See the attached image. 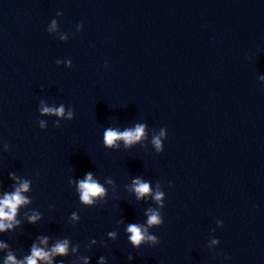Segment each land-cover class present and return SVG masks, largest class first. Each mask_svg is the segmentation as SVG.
Returning a JSON list of instances; mask_svg holds the SVG:
<instances>
[{"label": "water", "instance_id": "95a60500", "mask_svg": "<svg viewBox=\"0 0 264 264\" xmlns=\"http://www.w3.org/2000/svg\"><path fill=\"white\" fill-rule=\"evenodd\" d=\"M137 124L130 148L103 145ZM89 171L106 189L92 206L69 183ZM9 173L30 203L0 232V264L64 239L52 264H264V0H0V198ZM136 177L164 193L160 243L138 249L125 226L159 205L136 200Z\"/></svg>", "mask_w": 264, "mask_h": 264}, {"label": "clouds", "instance_id": "9594fccd", "mask_svg": "<svg viewBox=\"0 0 264 264\" xmlns=\"http://www.w3.org/2000/svg\"><path fill=\"white\" fill-rule=\"evenodd\" d=\"M56 22L53 21L52 28L55 29ZM58 64L59 61H56ZM42 115H54L63 118L65 116V108L63 105L60 107H48L42 106L40 109ZM67 119L69 121L74 119L73 111L69 110L67 112ZM55 127H60L59 121L54 122ZM39 127L41 130L45 129V122L40 121ZM145 124H137L134 128H126L120 131L116 128H106L103 132V145L109 149H115L119 147L118 141H122L125 147L130 148L132 145L141 141L142 138H146ZM165 136V131L162 129L159 136H154L151 143L154 145L157 153H161L164 150V144L162 143L161 137ZM9 177L12 180L18 182V186L13 192H6L3 197L0 198V232L10 230L15 225H19V221L16 220L18 208L30 203L28 197L24 193L28 192L30 189V181L27 179L20 180L15 173H9ZM75 183L76 190L79 194V201L86 205L92 206L97 202V199H103L106 196V189L102 183L94 178L91 171L84 175L83 179H78L75 181L70 180L69 183ZM108 183H112L111 180ZM131 190L135 194L136 200H143L145 197L152 195V198L159 205V209L148 208L144 212L146 221L144 223H128L125 226V232L129 243L133 248H140L143 245L156 246L160 243L158 237L152 234L149 230L152 228H157L163 225L164 218L162 215V209L164 208V193L156 191L153 194L151 182L142 179L141 177H136L132 180ZM39 213H33L28 216V222L35 224L41 219ZM71 219L73 221H80V216L77 213H72ZM108 237L115 241L117 239V232H108ZM95 243V239L92 241ZM41 244L47 245L48 238L43 237L40 240ZM216 243V241H213ZM7 245L0 244V248H6ZM69 250V241L67 239L58 240L55 245L46 251L44 248L37 247L35 244L31 246V255L27 256L24 260H17L11 253L6 257L5 264H37V260L46 261L47 264H52V257L54 256H66ZM73 252L76 251L75 248L72 249ZM129 260L133 257L130 255ZM85 264H90V258H84ZM106 258L101 256L99 258L98 264H105Z\"/></svg>", "mask_w": 264, "mask_h": 264}]
</instances>
